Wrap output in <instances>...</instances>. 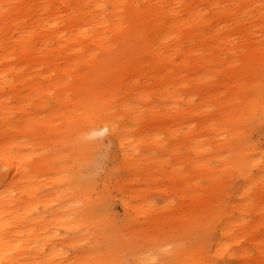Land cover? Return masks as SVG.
Segmentation results:
<instances>
[{
	"label": "rangeland",
	"instance_id": "obj_1",
	"mask_svg": "<svg viewBox=\"0 0 264 264\" xmlns=\"http://www.w3.org/2000/svg\"><path fill=\"white\" fill-rule=\"evenodd\" d=\"M95 1L51 0L41 13L36 0H24L33 11L19 20L23 31L7 2L0 9V59L10 55L2 65L14 77L13 95H0V149L29 161L23 201L30 209L13 228L29 245L21 264H264V176H245L240 164L264 166V0H135L119 10L105 0L100 17L121 11L124 21L108 51L65 35L45 44L32 30L39 15L41 23L74 14L90 20ZM99 28L108 43L112 28ZM167 30L178 32L188 54L157 56ZM90 51L100 66L78 61V78L64 75L77 80L69 95L59 100L54 88L46 98L27 96L22 81L45 88L46 75ZM47 53L52 64L28 62ZM206 55L210 61L199 63ZM181 58L185 67L191 61L188 83L178 94L169 88L164 100L166 78L182 80ZM168 69L176 75L166 76ZM86 99L92 111L82 109ZM103 113L116 133L102 128ZM28 121L38 126L23 127ZM118 134L138 141L127 157ZM231 222L233 234L223 236Z\"/></svg>",
	"mask_w": 264,
	"mask_h": 264
},
{
	"label": "bare ground",
	"instance_id": "obj_2",
	"mask_svg": "<svg viewBox=\"0 0 264 264\" xmlns=\"http://www.w3.org/2000/svg\"><path fill=\"white\" fill-rule=\"evenodd\" d=\"M15 0H0V9L2 6V3H8L6 6H9V8L5 11L8 14V17L11 18V23L16 24L15 30H20L19 20H24L25 18L32 15L33 6L30 5L28 2L23 7L22 2L24 0H17L18 3H14ZM37 1V11L38 12H45L49 11L51 0H36ZM61 3H66L68 0H59ZM93 1V0H90ZM128 1L130 5L134 3L135 0H115L116 7L119 8L124 5V2ZM166 0L160 1V5H162L163 2ZM171 1V0H170ZM181 4V2H178ZM105 4V0H98L95 1V8L90 11L91 18L90 20H84L83 15H81L79 18L77 15L72 16V20L66 19L59 21V19L53 18L52 21L49 20L47 22L41 23V15L37 18L38 24L34 27H32V30L37 35L44 34V42L45 44H48L49 42L55 41L56 38L62 37L65 35V37H68V39H75L77 41H86V45L89 47L90 41L96 42L102 49H106L107 51L112 46L109 44L111 42H114V45H118L117 40L114 38L115 32L117 29L123 26V13L116 12V15L112 17V19H102L100 17V13L98 11V7ZM57 11H53V13ZM156 12L158 13L159 10L156 9ZM15 14H19L18 16H14ZM104 23H107V25H110L112 28V31L114 32L111 36V40L106 42V37L104 32L100 30V26ZM11 27V26H10ZM20 27V28H19ZM23 31V29L21 28ZM70 34V35H68ZM33 36H31L30 43H34L35 41L32 40ZM43 42V43H44ZM80 43V42H79ZM82 44V43H80ZM83 45V44H82ZM110 45V46H108ZM189 47H197L195 45L189 46ZM190 48V49H193ZM154 50V49H153ZM159 51L158 55L164 56L167 55V53H172L176 57H181L182 55L188 54L185 52V45L184 42L179 39V35L177 31H171L167 30L165 32V35L160 38V42L157 44L156 49ZM25 51L29 52L30 55L32 52H30L29 47H25ZM40 51L42 50H35ZM192 51H195L193 49ZM80 53H83L80 51ZM35 54V53H34ZM9 56H6L5 58L0 59V86L1 88L9 87L12 89L9 93H0V95L5 96V98L9 99L13 94L14 91V85H13V69H10L9 72H7L8 69H6L2 64L4 62L9 61ZM38 59L35 63L36 66L43 67L48 64H52L54 62V55L52 53H47L43 56H37V54L34 57H31L28 62L33 61L34 59ZM159 57H156L158 59ZM102 58L98 56L96 53H92L91 51L88 52L86 55H82L80 58L75 59V63L73 66H68L64 70L59 68V66L56 67L51 73L46 75V79H48V84L45 86V88H42L38 82L32 81V80H24L22 81L24 84H27L28 86V94L27 96L29 98L32 97V93L34 91L41 92L42 98H46L49 95L53 94L54 88L59 90L57 97L58 99H63L65 96L69 95L67 92V86H76L77 80L73 84H70L68 80L64 78V75H70L73 76L74 79H76V76L78 78L79 74H74V70L76 66L79 64L78 61H87L89 64L93 66H100V60ZM68 60V59H67ZM168 60H170L168 58ZM165 61L164 65H167L169 61ZM199 63H204L206 61H210V58L208 55L202 56L199 60ZM191 61L189 60L186 63L185 67V61L183 58H181L179 65L181 69H183L182 73V80L179 82L170 81L169 78H166L167 75L169 76H175L176 74L172 72L171 69L167 70L166 76L160 79L166 78L167 84L165 86V93L162 95L164 100L167 98L169 94V88L173 89V93H181L182 87L186 86L188 83L187 80V71L190 67ZM59 76V80L55 81V76ZM85 73L82 72L80 75H84ZM95 75L93 74L91 76L92 79H94ZM177 85V86H176ZM2 96V97H3ZM82 102V109H86L89 111H92L94 108L92 106V103L89 104L88 99L86 100H80ZM264 103V99L260 100V104ZM1 109L4 110L5 106L1 105ZM167 116V115H166ZM168 118V117H167ZM102 128L104 130H108L111 133H116L118 131V127L115 126L112 120L108 117V113H103V120L101 121ZM33 128H36L38 126L37 122H25L23 127L30 126ZM22 127V128H23ZM194 126L189 127V130H193ZM88 135H92V133H87ZM194 134H191L188 136V138L193 137ZM116 143L118 145L119 150L122 152L123 157L128 156V151L130 147H136L138 145V141L135 139H132L131 137H128L123 134H118L116 138ZM5 144V142H4ZM3 148V147H1ZM29 164V161L27 159V156L24 153H12L9 149H0V264H21V258L22 251L26 249L29 245L27 244V240L24 241L22 239V235L19 230L13 231V228L17 226V223H20L23 218H25L26 212L30 209V204L23 201V194L27 193V190L24 189L27 179L30 178V175L27 171V166ZM241 168L245 176L250 177L252 175L251 170H257L259 174L258 177L264 176V166L259 161V159H251L248 160L242 158L240 160ZM5 169V170H3ZM253 176L252 178H254ZM247 193V189L245 191H242V195H245ZM124 205H128L127 202L124 201ZM233 222L229 223L226 227H224L221 231V234L223 236H231L233 232L231 231ZM31 245V244H30Z\"/></svg>",
	"mask_w": 264,
	"mask_h": 264
}]
</instances>
